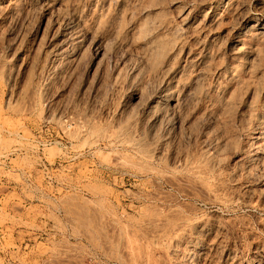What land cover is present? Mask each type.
Wrapping results in <instances>:
<instances>
[{"label": "rangeland", "instance_id": "rangeland-1", "mask_svg": "<svg viewBox=\"0 0 264 264\" xmlns=\"http://www.w3.org/2000/svg\"><path fill=\"white\" fill-rule=\"evenodd\" d=\"M0 1V264H264V35L241 34L243 53L233 50L235 18L264 20L262 0H242L238 13L223 2L218 29L202 23L209 36L189 19L214 0ZM164 17L213 52L188 67L170 136L146 141L147 157L142 98L128 95L152 88L154 55L138 41ZM244 56L251 70L222 78Z\"/></svg>", "mask_w": 264, "mask_h": 264}, {"label": "bare ground", "instance_id": "bare-ground-1", "mask_svg": "<svg viewBox=\"0 0 264 264\" xmlns=\"http://www.w3.org/2000/svg\"><path fill=\"white\" fill-rule=\"evenodd\" d=\"M51 1V0H50ZM53 1H55V0H53ZM154 1V0H153ZM213 1V0H212ZM242 0H214V2H212L213 4L209 7V9L208 10H206V11H202L201 10V8H200V11H198V12H196L194 15H192V17H191V19H189V20H192L193 22H195V24H192V26L193 25H197L199 28H201L202 27V23L203 24H205V25H208V26H206V27H203V29L205 28V30L207 29V30H209V31H211V30H213L214 31V29H218V28H215L214 27V25L216 24V23H218L217 22V20H219V18H221V17H219L220 15H219V12H218V9L220 8V6H222L221 4L224 2L225 3V5H223V6H225V8H227V9H229V10H231V8H232V6H233V10L235 11V12H241V8H240V2H241ZM1 2V1H0ZM20 2V1H19ZM43 3H44V1H42ZM46 2H47V0H46ZM144 2V1H143ZM148 2H149V0H148ZM188 2V1H187ZM7 3V2H6ZM10 3V2H9ZM23 3V2H22ZM51 3V2H50ZM54 3V2H53ZM184 3V2H183ZM244 3H246V2H244ZM42 4V3H41ZM143 4V3H142ZM261 4L264 6V0H262L261 1ZM52 5V4H51ZM59 5V4H58ZM97 5V4H96ZM105 5V4H104ZM135 5H137V4H135ZM151 5V4H150ZM185 5V4H184ZM12 6V5H11ZM45 6V5H44ZM152 6V5H151ZM200 6V5H199ZM207 6H208V4H207ZM206 6V7H207ZM51 7V6H50ZM142 6H140V8H141ZM146 7V6H145ZM131 8V7H130ZM134 8H136V7H134ZM191 7H189V9H190ZM225 8H223V10L225 9ZM2 9V8H1ZM77 9V8H76ZM129 8H127V10H128ZM192 9H193V7L191 8V10L190 11H192ZM198 9V8H197ZM203 9V8H202ZM207 9V8H206ZM143 10V9H142ZM146 10V9H145ZM153 10V9H152ZM204 10V9H203ZM220 10H222V9H220ZM104 12H105V10H103ZM110 11V10H109ZM180 11V10H179ZM185 11V10H184ZM187 11V10H186ZM185 11V12H186ZM131 12V11H130ZM156 12V11H155ZM226 12V11H225ZM224 12V13H225ZM159 13V12H158ZM157 13V14H158ZM178 13H180V12H178ZM184 13V12H183ZM103 14V13H102ZM186 14H187V12H186ZM220 14H222V13H220ZM230 14V13H229ZM239 14H241V13H239ZM136 15V14H135ZM163 15V14H162ZM190 15V14H189ZM188 15V16H189ZM223 15V14H222ZM154 16V15H153ZM230 16V15H229ZM239 16V15H238ZM73 17V16H72ZM78 17V16H77ZM138 17V16H137ZM149 17V16H148ZM160 17V16H159ZM169 17V16H168ZM180 17H185V15L183 16V14H181V16ZM190 17V16H189ZM219 17V18H218ZM226 17V16H225ZM224 17V18H225ZM130 18V17H129ZM152 18H154V17H152ZM165 18V17H164ZM173 18V17H172ZM187 18V17H186ZM186 18H184L183 20L185 21V19ZM229 18V17H228ZM111 19V18H110ZM169 19V18H168ZM168 19H164L168 24H166V23H164L163 22V19H160L161 20V23H160V21H158V20H156L155 22H159L157 25H155V23H154V25H153V27L152 28H150V29H148L149 31H148V34L146 35V33L145 32H147V30L145 31V32H142V31H144V30H140V29H138V27L141 25H139V26H136V28L138 29V30H140V32L138 31V33H143L142 35H143V37H144V40H141V39H143V38H141L140 37V39H139V43H140V41L141 42H145L146 44H148L149 45V47H151V49H150V51L151 52H153V55H154V57L155 58H157L158 59V63L159 64H156L155 65V67H154V65H152V64H154V57L150 54L149 56L151 57L152 56V58L154 59L153 61H151L152 60V58L150 59V62H151V69H152V71L151 70H149V68H148V72L150 73V75H149V73L147 74V72H145L146 73V75H149V76H151V77H149L152 81H150V80H148L147 79V77H144L145 79H147L148 81H150V82H152V83H150V85H152V88L148 91V90H145L144 91V89H141V91H144V92H147V94L145 95V93L143 94V95H140L142 92L140 91V88H137V86H136V88L137 89H139V91H140V93H139V91H137V89H133L132 90V92L130 93V95H128L129 96V101H132L133 103H135L133 100L134 99H139L140 97L142 98V103H143V105H144V107H143V109H144V114L146 115V116H144V114L143 113H141V114H143V115H141V117L142 116H144V121H145V126H144V124H141V122L142 121H139L140 123L139 124H141V125H143V126H141L142 127V132H143V137H144V140H143V138H142V140H141V142H139V144L137 145L139 148V150L141 151V153L143 154L142 156H149L147 153H149L148 152V149L147 148H149V146H151L152 145V143H151V145L150 144H148L149 146L147 147L146 145V141H148V140H151V141H154V140H156L157 141V139H162L165 135H166V133H168V129H170V126H169V128H168V125H165V124H167V122L169 121V119H170V116H171V110H172V108L174 107V105L175 104H177L176 102H178L177 101V94L179 93L178 92V90H180L181 92L180 93H184L185 91L184 90H186V88L185 89H183V92H182V89H181V87L183 88V87H185L186 86V84L188 83V81L189 80H187V79H191L189 76L190 75H188L187 74V72H189V68L188 67H193L194 68V66H195V64L197 63V62H199V61H202L204 58H210V53H212L213 51H209L208 50V48H207V45H208V43H203V41L201 42L200 40H196L195 39V37H194V39H195V41H193L192 43V45H187L188 43V38H187V40H186V37H187V35H188V33L186 32V36H184L185 34V32L184 33H180V31L183 29H178L179 27L178 26H176V27H174V30L175 29H177V31H174L173 30V24H171L172 22L171 21H169V22H171L170 24H169V22L167 21ZM180 19H182V18H180ZM236 19V21H235V26H240V28H238V30L236 31V28H235V31H236V36H237V40H236V45L234 46V48H233V50L235 49V54H238V53H240V51H241V53H243L242 52V44L244 43V41H245V39H243L244 41H243V43L241 42V44L239 45V42H240V40L242 41V38L244 37V36H242L241 37V39H239V36L241 35V34H245V33H249V36H250V40L251 41H256L257 40V38L258 39H260V37L262 36V35H264V20L263 19H261V18H256V16H255V19H250V21L248 20H245L243 17H237V18H235ZM127 20V19H126ZM134 20V19H133ZM140 20H142V19H140ZM139 20V21H140ZM147 20H148V18H147ZM154 20V19H153ZM183 20H181V22L183 21ZM189 20H186L187 22H189ZM226 20V19H225ZM230 20H231V16H230ZM229 20V21H230ZM234 20V19H233ZM145 21V20H144ZM179 21V20H178ZM220 21V20H219ZM140 22H143V21H140ZM151 22V21H150ZM152 22H154V21H152ZM191 22V21H190ZM193 22H191V23H193ZM65 23V22H64ZM113 23V22H112ZM111 23V24H112ZM116 23H118V22H116ZM137 23V22H136ZM147 23V21L146 22H144L143 24H144V27H145V24ZM178 23V22H177ZM176 23V24H177ZM197 23V24H196ZM200 23H201V26H200ZM153 24V23H152ZM175 24V25H176ZM179 24V23H178ZM188 24V23H187ZM190 24V23H189ZM218 24H221V22L220 23H218ZM224 24V23H223ZM244 24V25H243ZM67 25V24H66ZM115 25V24H114ZM136 25V24H135ZM138 25V24H137ZM146 25H148V26H152V25H150V23H148V24H146ZM174 25V26H175ZM180 25V24H179ZM205 25H203V26H205ZM125 26V25H124ZM133 26V25H132ZM172 26V27H171ZM184 26H185V24H184ZM188 26V25H187ZM197 27V28H198ZM209 27H213L212 29L210 28L209 29ZM221 27V26H220ZM232 27V26H231ZM101 28V27H100ZM117 28V27H116ZM126 28H128V27H126ZM190 28V27H189ZM193 28V31L195 30V28H196V26H195V28L194 27H192ZM196 28V29H197ZM135 29V28H134ZM144 29H146V28H144ZM168 29H172L173 30V32H172V35L170 34L171 33V31L172 30H170V32L169 33H167V31H168ZM184 29H186L185 27H184ZM65 30V29H64ZM162 30V34H161V37H160V34H158L159 33V31H161ZM165 30H167L166 31V34L165 35H167L168 34V36H169V38H168V36L166 37L165 36V38L162 36V35H164L163 33L165 32ZM180 30V31H179ZM201 30H202V28H201ZM200 30V31H201ZM164 31V32H163ZM183 31V30H182ZM190 31H192V29L190 30ZM196 32H197V35H198V32H200L198 29L197 30H195ZM195 31H194V33L193 34H196L195 33ZM202 31H204V30H202ZM213 31H211V32H213ZM132 32V31H131ZM131 32H129V33H131ZM174 32H179V33H174ZM206 31H204V34L205 35H207V36H209L210 34H209V32H208V34H206L205 33ZM210 32V33H211ZM220 32V31H219ZM113 33V32H112ZM111 33V35H112V37H113V34ZM174 33V34H173ZM225 33V32H224ZM233 33V32H232ZM144 34L146 35V36H144ZM190 34H192V32L190 33ZM203 34V35H204ZM222 34V33H221ZM108 35V34H107ZM106 35V36H107ZM120 35V34H119ZM124 35V34H123ZM126 35V34H125ZM131 35V34H130ZM203 35H201L200 36V38L201 39H204L202 36ZM217 35H218V33H217ZM234 35V34H233ZM246 35H248V34H246ZM245 35V36H246ZM66 36V35H65ZM76 36V35H75ZM115 36V35H114ZM127 36V35H126ZM129 36V35H128ZM199 36V35H198ZM214 36V35H213ZM235 36V35H234ZM248 36V37H249ZM101 37V36H100ZM121 37H123L122 35H121ZM131 37V36H130ZM133 37H134V35H133ZM135 37H138V35L137 36H135ZM218 37V36H217ZM233 37V36H232ZM247 37V36H246ZM264 37V36H263ZM57 38V37H56ZM132 38V37H131ZM191 38V37H190ZM112 39V38H111ZM119 39V38H118ZM130 39V38H129ZM193 39V38H192ZM212 39V38H211ZM218 39V38H217ZM68 40V39H67ZM73 40V39H72ZM74 40H76V39H74ZM133 40H135V42H136V39H133ZM204 40H206L207 41V39H204ZM246 40H248V39H246ZM261 40V39H260ZM57 41V40H56ZM59 41V40H58ZM61 41V40H60ZM106 41L107 40H105L104 42L106 43ZM108 41H109V39H108ZM111 41V40H110ZM192 41V40H191ZM209 42H210V40H208ZM207 41V42H208ZM235 41V40H234ZM259 41V40H258ZM55 42V41H54ZM133 42V41H132ZM190 42V41H189ZM195 42V43H194ZM205 42V41H204ZM219 42V41H218ZM72 43V42H71ZM117 43V42H116ZM119 43V42H118ZM130 43V42H129ZM145 43H141V44H139V48H138V50L139 49H141L142 48V46L140 47V45H142V44H145ZM220 43V42H219ZM232 43V42H231ZM58 44H60V43H58ZM101 44V43H100ZM134 44H136V43H134ZM146 44H145V50H146V47L148 46H146ZM209 44H211V43H209ZM125 45V44H124ZM128 45V44H127ZM127 45H125V46H127ZM131 45V44H130ZM251 45H253V44H251ZM59 46V45H58ZM104 46H105V44H104ZM103 46V47H104ZM119 46V45H118ZM136 46V45H135ZM249 46V45H248ZM54 47V46H53ZM64 47V46H63ZM62 47V48H63ZM72 47V46H71ZM215 47V46H214ZM250 47V46H249ZM253 47V46H252ZM135 48V47H134ZM255 47H253V50H254V52H257V51H255V49H254ZM49 49V48H48ZM47 49V50H48ZM54 49V48H53ZM59 49V48H58ZM104 49V48H103ZM123 49V48H122ZM215 49V48H214ZM245 49H246V47H245ZM249 48L247 47V50H248ZM252 49V48H251ZM251 49H250V51H251ZM124 50V49H123ZM131 50V49H130ZM134 50V49H133ZM210 50H212V49H210ZM252 50V51H253ZM120 51H122V50H119V52ZM141 51V50H140ZM215 51V50H214ZM231 51H232V49H231ZM243 51L245 52L246 50H244L243 49ZM249 51V50H248ZM262 51V50H261ZM64 52V51H63ZM103 52V51H102ZM105 52V51H104ZM128 52L130 53V51H129V49H128ZM143 52V51H142ZM56 53V52H55ZM116 53V52H115ZM135 53V52H134ZM147 53V52H146ZM231 53V52H230ZM240 53V54H241ZM245 53H247V52H245ZM244 53V54H245ZM250 53H252V52H250ZM62 54V53H61ZM105 54V53H104ZM120 54H122V53H120ZM142 54V53H141ZM143 54H145V53H143ZM253 54H255V53H253ZM252 54V56H251V58L253 59V57H254V55ZM258 54V53H257ZM119 55V54H118ZM229 55V54H228ZM231 55H233V54H231ZM263 55V54H262ZM61 56V55H60ZM65 56V55H64ZM67 56V55H66ZM121 56V55H120ZM140 56V55H139ZM213 56V55H212ZM217 56V55H216ZM236 56V55H235ZM57 57V56H56ZM113 57V56H112ZM128 57H130V56H128ZM141 57V56H140ZM139 57V59H141ZM147 57V56H146ZM145 57V58H146ZM246 57H247V55H246ZM245 56H244V58L246 59V61L244 60H241L240 58H238L239 60H241L242 62H238L239 63V65H237L236 64V62H235V64H227L225 67H224V70L223 71H225L224 73H222L223 74V76L221 75V72L219 73L221 76H222V78L224 77V76H227L228 78H231V81H232V79H236V78H239L238 77V74H241V73H238L239 71H240V69H244V67L248 64V62H247V58H246ZM263 57H264V55H263ZM143 58H144V56H143ZM232 58V60H234L233 58V56L231 57ZM255 58V57H254ZM70 58H68V60H69ZM113 59V58H112ZM120 59H121V57H120ZM129 59V58H128ZM156 59V60H157ZM217 59V58H216ZM215 59V60H216ZM238 59H235L236 61L238 60ZM143 60V59H142ZM147 60L149 61V58H147ZM146 59H145V61H143L142 63H144V62H146L147 61ZM207 59H205L204 61H206ZM64 61V60H63ZM107 61V60H106ZM138 61V60H137ZM147 61V62H148ZM160 61V62H159ZM181 61H182V63H181ZM250 61H253V60H250ZM249 61V63H251ZM258 61V60H257ZM119 62V61H118ZM139 62H141L140 60H139ZM149 62V63H150ZM153 62V63H152ZM229 62H231V63H233L232 61H229ZM102 63H104V62H102ZM115 63H117V62H115ZM157 63V62H156ZM200 63V62H199ZM205 63V62H204ZM254 63V62H253ZM255 63H256V61H255ZM106 64V63H105ZM113 64V63H112ZM133 64V63H132ZM145 64V63H144ZM147 64V63H146ZM218 64V63H217ZM100 65V64H99ZM127 65V64H126ZM142 65V64H141ZM148 65V64H147ZM194 65V66H193ZM199 65V64H198ZM207 65V64H206ZM251 67L253 66L252 65V63L251 64H249ZM248 65V69H250L251 70V68H249L250 66ZM135 66V65H134ZM140 66V65H139ZM145 66V65H144ZM197 66V65H196ZM108 67V66H107ZM125 67V66H124ZM132 67V66H131ZM131 67H130V69H131ZM148 67V66H147ZM203 67V66H202ZM205 67V66H204ZM212 67V66H211ZM257 67V66H256ZM123 68V67H122ZM127 68H128V66H127ZM137 68H139L138 66H137ZM144 68V67H143ZM155 68V69H154ZM188 69V71H187V69ZM193 68H192V71H193ZM197 68H199L198 66H197ZM196 67H195V69H194V71L197 69ZM114 69V68H113ZM125 69V68H124ZM200 69V68H199ZM242 69V70H243ZM247 69V70H248ZM254 69V68H253ZM98 70V69H97ZM119 70V69H118ZM129 70V69H128ZM133 71H134V69H132ZM139 70H143V69H141V67L139 68ZM217 70V69H216ZM215 70V71H216ZM123 71V70H122ZM132 71V72H133ZM136 71V70H135ZM121 72V71H120ZM124 72V71H123ZM129 72V71H128ZM141 72H143V71H141ZM191 72V71H190ZM189 72V74H191ZM197 72V71H196ZM199 72V71H198ZM218 72H219V70H218ZM218 72H217V74H215L216 75V78L215 79H217V80H220L221 78H219V77H221V76H219L218 78H217V75H219L218 74ZM240 72H242V71H240ZM243 72H245V71H243ZM252 72V71H251ZM118 73V72H117ZM117 73H116V75H117ZM135 73V72H134ZM137 73V72H136ZM139 73V72H138ZM136 74V75H138L139 76V74ZM144 73V72H143ZM144 73V74H145ZM195 73V72H194ZM194 73L192 74L193 76H194ZM200 73V72H199ZM248 73V72H247ZM254 73V72H253ZM123 74V73H122ZM129 74V73H128ZM144 74H142L141 73V75H142V77H143V75ZM202 74V73H201ZM200 74V75H201ZM203 74H204V72H203ZM207 74V73H206ZM126 75V74H125ZM199 75V76H200ZM208 75V74H207ZM207 75H205V76H207ZM252 75V74H251ZM254 75V74H253ZM256 75V74H255ZM128 76V75H127ZM126 76V77H127ZM132 76V75H131ZM195 76H197V75H195ZM104 77H105V75H104ZM123 77V76H122ZM132 77H134V76H132ZM131 77V78H132ZM192 77V76H191ZM245 77V76H244ZM252 77V76H251ZM257 77V76H256ZM103 78V77H102ZM102 78H101V80H102ZM136 78V77H135ZM139 78V77H138ZM193 78V77H192ZM206 78V77H205ZM214 78V77H213ZM226 78V77H225ZM254 78H255V76H254ZM119 79V78H118ZM117 79V80H118ZM126 79V78H125ZM141 79H143V78H141ZM227 79V78H226ZM226 79H223V80H226ZM113 80V79H112ZM134 80V79H133ZM147 80H144L143 82H145V83H147ZM192 80V79H191ZM193 80H196V78L195 79H193ZM222 80V79H221ZM252 80H253V77H252ZM262 80V79H261ZM105 81V80H104ZM104 81H102V82H104ZM114 81V80H113ZM200 81H202V79L200 80ZM208 81V80H207ZM214 81V80H213ZM216 81V80H215ZM250 81V80H249ZM101 82V83H102ZM137 82H138V80H137ZM141 83H142V81H140ZM194 81H191V83H193ZM196 82V81H195ZM219 82V85H220V81H218ZM224 82V81H223ZM253 82H254V80H253ZM105 83V82H104ZM107 83V82H106ZM109 83V82H108ZM190 83V85H192ZM242 83V82H241ZM252 83V82H251ZM99 84V83H98ZM110 84V83H109ZM120 84V83H119ZM128 84V83H127ZM197 83H195V85H196ZM207 84V83H206ZM224 84V83H223ZM226 84H227V82H226ZM237 84V83H236ZM244 84V83H243ZM111 85V84H110ZM122 85V84H121ZM141 85V84H140ZM147 85H149V83L147 84ZM193 85H194V83H193ZM193 85H192V87H193ZM194 85V86H195ZM202 85V84H201ZM205 85V84H204ZM240 85V84H239ZM252 85V84H251ZM250 85V86H251ZM105 86V85H104ZM114 86H115V84H114ZM113 86V87H114ZM130 86V85H129ZM128 86V87H129ZM145 86V85H144ZM221 86H223V85H221ZM246 86V85H245ZM106 87V86H105ZM149 87V86H148ZM187 87V86H186ZM189 87H191V86H189ZM191 87V88H192ZM217 87L219 88V86H218V83H217ZM231 87V86H230ZM246 87H248V86H246ZM118 88V87H117ZM150 88V87H149ZM194 88V87H193ZM192 88V89H193ZM212 88V87H211ZM220 88H222V87H220ZM219 88V89H220ZM225 88V87H224ZM251 88V87H250ZM253 88V87H252ZM104 89V88H103ZM123 89V88H122ZM229 89H231V88H229ZM190 89H188V91H189ZM198 90H200V89H198ZM202 90V89H201ZM207 90V89H206ZM226 90V89H225ZM241 90V89H240ZM251 90V89H250ZM110 91V90H109ZM113 91H115V90H113ZM120 91V90H119ZM187 91V92H188ZM209 91V90H208ZM258 91V90H257ZM102 92V91H101ZM118 92V91H117ZM178 92V93H177ZM191 92V91H190ZM205 92V91H204ZM99 93V92H98ZM98 93H97V95H98ZM186 93V92H185ZM185 93H184V95H185ZM195 93H197V95L196 94H194V99H196L195 97L196 96H198V95H200V94H198L199 93V91H195ZM205 93H207V92H205ZM217 93V92H216ZM215 93V94H216ZM220 93V92H219ZM242 93V92H241ZM113 95V94H112ZM190 95V94H189ZM188 95V96H189ZM203 95V94H202ZM114 96V95H113ZM112 96V97H113ZM124 96V95H123ZM182 96H183V94H182ZM191 96V95H190ZM201 96V95H200ZM210 96V95H209ZM215 96V95H214ZM204 97V96H203ZM216 97V96H215ZM120 98V97H119ZM187 98V97H186ZM198 98V97H197ZM218 98V97H217ZM115 99V98H114ZM118 99V98H117ZM179 99V98H178ZM181 100H182V98H180ZM188 99V98H187ZM192 99V98H191ZM212 99V98H211ZM235 99V98H234ZM252 99V98H251ZM140 100V99H139ZM208 100V99H207ZM110 101V100H109ZM128 101V102H129ZM141 101V100H140ZM190 101V100H189ZM201 101H203V100H201ZM210 101V100H209ZM219 101V100H218ZM221 101V100H220ZM127 102V103H128ZM179 102H181V104H185V103H182V101H179ZM214 102V101H213ZM212 102V103H213ZM216 102V101H215ZM228 102V101H227ZM138 103V102H137ZM136 103V104H137ZM190 103V102H189ZM263 103V102H262ZM122 104V103H121ZM124 104V103H123ZM128 104H130V103H128ZM191 104V103H190ZM189 104V105H190ZM200 104V103H199ZM214 104V103H213ZM134 105V104H133ZM142 105V104H141ZM186 105V107H187V103L185 104ZM193 105H195L194 103H193ZM202 105V104H201ZM207 105V104H206ZM211 105V104H210ZM209 105V106H210ZM217 105V104H216ZM224 105V104H223ZM228 105V104H227ZM123 106V105H122ZM137 107H138V105H136ZM136 106H134L133 107V109H135V107ZM179 106H180V103H179ZM128 107V106H127ZM130 107V106H129ZM176 108H177V106H175ZM186 107H185V109H186ZM113 108V107H112ZM175 108V110L176 111H178L177 109ZM179 108V107H178ZM191 108V107H190ZM205 108V107H204ZM222 108V107H221ZM230 108V107H229ZM126 109H128V108H126ZM129 109H131V107L129 108ZM132 109V110H133ZM140 109H141V107H140ZM174 109V108H173ZM182 109V108H181ZM224 109V108H223ZM105 110V109H104ZM132 110H130V111H132ZM139 110V109H138ZM142 110V109H141ZM189 110V109H188ZM210 110V109H209ZM109 111H111V110H109ZM115 111V110H114ZM122 111V110H121ZM129 111V112H130ZM134 111H136V110H134ZM143 111V110H142ZM173 111V110H172ZM176 111H175V113H176ZM227 111V110H226ZM243 111V110H242ZM112 112V111H111ZM128 111H126V116H127V114L129 113ZM182 112V111H181ZM183 112H184V109H183ZM202 112V111H201ZM110 113V112H109ZM109 113H107V114H109ZM174 113V112H173ZM197 113V112H196ZM247 113V112H246ZM119 114V113H118ZM208 114V113H207ZM140 114H138V116H139ZM219 115V114H218ZM217 115V116H218ZM250 115V114H249ZM254 115V114H253ZM259 115V114H258ZM128 116H129V114H128ZM127 116V117H128ZM131 116V115H130ZM137 116V115H136ZM137 116V117H138ZM216 116V115H215ZM172 117V116H171ZM248 117V116H247ZM255 117V116H254ZM259 117H260V115H259ZM125 118V117H124ZM135 118V117H134ZM145 118H146V120H145ZM210 118V117H209ZM216 118V117H215ZM122 119V121H124V119L123 118H121ZM120 119V120H121ZM127 119V118H126ZM182 119V118H181ZM214 119V118H213ZM247 119V118H246ZM88 120V119H87ZM200 120V119H199ZM203 120V119H202ZM95 120H93V122H94ZM115 121V120H114ZM119 121V120H118ZM117 121V122H118ZM131 121H133V119H131ZM196 121V120H195ZM262 121V120H261ZM112 122V121H111ZM121 122V121H120ZM191 122V121H190ZM198 122V121H197ZM207 122V121H206ZM205 122V123H206ZM210 122V121H209ZM218 122V121H217ZM224 122V121H223ZM253 122V121H252ZM114 123V122H113ZM130 122L128 121V124H129ZM184 123V122H183ZM249 123V122H248ZM110 124V123H109ZM127 123H125L124 125H126ZM127 124V125H128ZM131 124V123H130ZM137 124H138V122H137ZM169 124V123H168ZM132 125V124H131ZM130 125V126H131ZM171 125V124H170ZM92 126V125H91ZM129 126V125H128ZM128 126H127V128H128ZM125 128H126V126H124ZM133 127V129H132V131L134 132V131H136V129L134 130V126H132ZM175 127V125L174 126H172L171 128H174ZM180 127V126H179ZM178 127V128H179ZM208 127H210V126H208ZM213 127V126H212ZM215 127V126H214ZM259 127V126H258ZM109 128V127H108ZM121 128V127H120ZM126 128V129H127ZM137 128V127H136ZM139 128H140V125H139ZM131 129V128H130ZM182 129V128H181ZM214 129V128H213ZM260 129V128H259ZM264 129V128H263ZM123 130V129H122ZM141 129H139V131H140ZM178 130V129H177ZM110 131V130H109ZM132 131L130 130V133H132ZM248 131H249V129H248ZM252 131V130H251ZM259 131V130H258ZM108 132V131H107ZM118 132V131H117ZM129 132V131H128ZM127 132V133H128ZM175 132V131H174ZM114 133V132H113ZM249 133V132H248ZM251 133V132H250ZM135 134V133H134ZM138 134H140V133H138ZM138 134H136V136L138 137V136H140V135H138ZM170 133H168V135H169ZM106 135H108V134H106ZM121 135V134H120ZM129 135V134H128ZM131 135V134H130ZM251 135V134H250ZM125 136V135H124ZM142 136V135H141ZM140 136V137H141ZM170 136V135H169ZM218 136V135H217ZM257 136V135H256ZM106 137V136H105ZM132 137V136H131ZM134 137V136H133ZM205 137V136H204ZM219 137H220V135H219ZM223 137H224V135H223ZM187 138V137H186ZM226 138V137H225ZM224 138V139H225ZM251 138V137H250ZM131 139V138H130ZM140 139V138H139ZM165 139V138H164ZM221 139V138H220ZM132 140V139H131ZM133 140H134V138H133ZM133 140H132V145L134 146V144H137V141H136V143L135 142H133ZM137 140V139H136ZM163 140V139H162ZM205 140V139H204ZM95 141H96V139H95ZM130 141V140H129ZM135 141V140H134ZM138 141H140V140H138ZM224 141V140H223ZM233 141V140H232ZM201 142V141H200ZM219 142H221V141H219ZM218 142V143H219ZM127 143H128V141H127ZM202 143V142H201ZM159 145V144H158ZM157 145V146H158ZM209 145V144H208ZM213 145V144H212ZM222 145V144H221ZM162 146H164V145H162ZM207 146V145H206ZM209 146H211V145H209ZM253 147V146H252ZM255 147V146H254ZM134 148V147H133ZM137 148V147H136ZM135 148V149H136ZM213 148V147H212ZM138 149H136V151L138 150ZM211 149V148H210ZM217 149H219V148H217ZM161 150H163V149H161ZM256 150H257V148H256ZM117 152V151H116ZM152 152V151H151ZM250 152V151H249ZM158 153V152H157ZM126 155H129V154H126ZM151 155V154H150ZM251 157V156H250ZM154 158V157H153ZM172 180V179H171ZM173 181V180H172ZM156 220V219H155ZM162 220V219H161ZM152 224V223H151ZM151 224H150V226H151ZM159 224V223H158ZM163 225V224H162ZM152 227H154V225L152 226ZM192 227V226H191ZM157 229V228H156ZM154 231V230H153Z\"/></svg>", "mask_w": 264, "mask_h": 264}]
</instances>
